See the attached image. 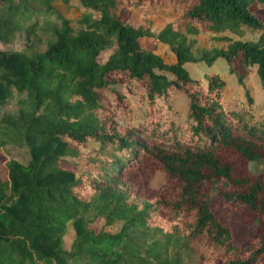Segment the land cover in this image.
Here are the masks:
<instances>
[{
  "label": "trees",
  "instance_id": "trees-1",
  "mask_svg": "<svg viewBox=\"0 0 264 264\" xmlns=\"http://www.w3.org/2000/svg\"><path fill=\"white\" fill-rule=\"evenodd\" d=\"M36 1L59 24L50 28L43 50L31 43L16 48V33L28 34L37 26ZM77 1L84 10L74 26L52 0H0V42L14 47L0 48V149L28 152L25 161L6 157L5 174L0 173V264H182V252L192 251L190 241L203 234L222 264H259L264 168L236 177L234 161L222 152L264 161V122L248 107H224L225 79L219 72L193 76L185 63L210 66L222 57L244 87L255 66L264 88V18L251 9L264 0ZM177 1L185 7L155 36L174 53L175 60L166 62L141 42L153 34L150 21L136 25L124 18L123 9L149 11L152 4ZM244 26L257 36L240 38ZM205 32L228 44L196 51L195 36ZM106 49L111 51L102 60ZM114 84H123L127 95ZM104 88L119 103L131 97L144 104L143 119L120 126ZM12 89L18 93L17 109L4 110ZM175 90L186 98L183 121L166 111ZM89 140L97 145L82 149ZM71 158L86 163L73 160L77 169L61 164ZM146 162L159 167L169 184L144 198L136 172ZM220 181L227 189L219 188ZM207 186L254 214L259 233L252 246L234 241L212 207ZM164 207L183 218L194 211V217L179 228L152 224L153 213ZM99 216L103 225L119 221L120 226L95 230L90 222ZM69 230L73 238L67 248Z\"/></svg>",
  "mask_w": 264,
  "mask_h": 264
},
{
  "label": "rangeland",
  "instance_id": "rangeland-1",
  "mask_svg": "<svg viewBox=\"0 0 264 264\" xmlns=\"http://www.w3.org/2000/svg\"><path fill=\"white\" fill-rule=\"evenodd\" d=\"M51 4L53 8L60 11L65 17L71 19L74 26H77V19L81 16L84 10V7L77 0H71L69 5L62 3L60 0H52ZM185 5L186 4L183 2L177 1L174 4H152L149 11H146L141 7L124 8L123 16L136 25L144 24L146 23V20H149L150 30L153 34L150 36H144L141 39L142 44L160 54L164 61L173 62L175 60L174 53L168 48V46L163 45L160 41H158L155 36L168 20L178 15L183 10ZM34 7L38 10L35 15L37 26L35 27L34 31H31L28 34L24 32L16 33L14 39L15 43L13 45L16 48L22 47L25 43H31L38 50H43L46 46V40L51 38L50 28L59 24V20L55 19L50 11H46L44 4L36 1L34 3ZM251 9L264 18V5L252 4ZM243 28V34L240 38H254L257 36V31H254L253 29L246 26ZM231 35L233 37H239L236 34ZM195 38L196 40L193 48L196 51H199L201 48H208L211 46L226 47L228 44L227 40L215 39L209 32L198 34L195 36ZM14 47H8L0 42V48L12 50ZM110 51L111 49L102 51L100 54V59L104 60ZM185 66L191 75L197 77H203L205 72H219L225 79V88L222 96L224 107L235 109H238L242 106L248 107L257 120L264 122V88L260 84L259 77L255 71V66L250 68L244 80L245 87L248 88L252 97V103L247 102L244 93L245 87L238 83L233 73L229 72L224 58L218 57L210 66L204 62H187L185 63ZM113 87L125 92L127 95L123 84H114ZM110 88H104L103 91L106 94L105 96L113 102L112 105H115L117 108L115 115L120 126L124 127L140 122L144 117V104L139 105L138 102H134L133 98L131 97L128 99L127 103H119V101L113 97ZM17 98L18 93L12 89V98L7 102L4 110L15 111L17 109ZM166 103L167 113L172 115L177 120L183 121L187 110L185 95L182 92L175 90L167 99ZM96 145L97 143L89 140L83 144L82 149H87ZM222 153L234 161L236 166L234 175L236 177L243 176V174L246 173V170L258 174L264 168L263 160L244 161L240 159L239 156L234 154V152L225 150V152ZM9 155H14L23 161L28 159V152L24 148L16 149L13 146H6L3 149H0V173L2 175L5 174V160ZM73 160L82 164L86 163L84 159L77 160L71 158L68 159V161H61V164L66 167L77 169V165L72 163ZM143 168L137 170L136 172V182H139L141 196L144 198L149 196L154 197L167 190L166 188L169 183L166 181L165 175L159 167L150 165L148 162H146ZM218 186H220L219 188L222 190L227 189L222 181L218 182ZM205 192L211 194L212 207L220 220L231 228L234 241L240 245L252 246L254 244L253 241L257 238L259 233L258 226L253 219L254 214H250L241 205L223 201L216 190L209 188V186L205 187ZM193 213L194 211H191L183 218V213H174L168 210V208L164 207L160 210H156L153 213L150 221L152 224H158L166 229H172L176 224H178L179 228L182 223L184 224L183 220H192L194 217ZM90 226L95 230H99L101 227H104L105 229L115 231L120 226V222H115L112 225H103V219L99 216L90 222ZM72 238L73 231L69 230L64 235L65 247L68 248L70 246ZM190 244L193 249L188 253H186V251L182 252V264H222L210 251V246H206V236L204 234L192 238ZM201 254L203 256H201ZM257 262L259 264L264 263V253L258 257Z\"/></svg>",
  "mask_w": 264,
  "mask_h": 264
}]
</instances>
